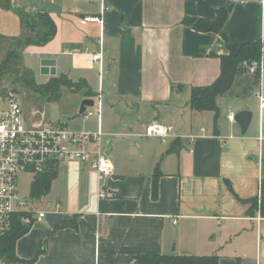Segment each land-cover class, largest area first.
<instances>
[{
  "label": "crops",
  "instance_id": "obj_1",
  "mask_svg": "<svg viewBox=\"0 0 264 264\" xmlns=\"http://www.w3.org/2000/svg\"><path fill=\"white\" fill-rule=\"evenodd\" d=\"M37 2L32 4L34 12H46L56 34L43 47L25 49L41 52V60H54V76L85 80L94 97L67 90L63 111L74 115L83 99L94 100L88 108L92 116L82 119L79 128L101 133L99 146L112 172L99 180L86 164H60L56 201L47 202L45 217L16 241V257L30 260L39 249L34 264H136L139 256L156 255L264 264V217L259 208L264 199V109L255 96L257 90L264 95V74L251 92L257 106L243 99L242 85L237 84L235 95L217 99L215 123L211 112L191 111V88L214 82L220 57L227 52L218 34L182 24L185 17L212 20L224 8L228 15L222 30L229 43L264 42V0ZM16 7L0 5L3 45L28 34ZM85 16H98L101 22L82 25ZM96 52L101 53L99 63L91 60ZM66 57L70 68L64 67ZM93 74H98V86L91 84ZM54 76H46L43 83ZM241 110L252 113L245 134L227 120L228 113ZM27 119L45 123L44 115ZM149 122L167 127L168 137L142 136ZM155 167L160 176L153 200ZM254 199L257 208L248 215V201ZM73 219L76 230L50 233Z\"/></svg>",
  "mask_w": 264,
  "mask_h": 264
},
{
  "label": "trees",
  "instance_id": "obj_2",
  "mask_svg": "<svg viewBox=\"0 0 264 264\" xmlns=\"http://www.w3.org/2000/svg\"><path fill=\"white\" fill-rule=\"evenodd\" d=\"M0 5L7 10L13 8L9 5L8 0H0ZM20 24L25 28L29 35L23 41L22 37L17 39V47H42L52 40L56 34V26L49 15L44 11H36L30 16L27 12L15 8ZM227 11L220 8L216 11L215 17L212 20L196 17H185L182 20L184 26L190 27L192 30L201 33H214L218 34L225 43L226 54L220 57V73L219 76L209 85L202 87H193L190 90L189 98L187 101L188 107L191 111L195 112H211L213 114L214 123L218 119V106L217 99L227 94L231 95L234 85H242L241 94L246 91L253 92L259 86L260 75L259 70L255 74L250 75V78L238 81L243 76L247 75L246 70L242 67L244 62L248 64H259L262 59V50L264 42H246L243 44L235 45L228 42L224 32L223 26L227 19ZM264 26V17H263ZM21 53V52H20ZM20 53L9 51L5 58L0 62V75L3 71L8 69L10 59L17 62V69L20 70L21 56ZM12 57V58H11ZM16 69V84L23 88L40 94L47 102H53L60 98L61 89L66 88L71 93H78L85 91V97H94V93L89 89L84 79H79L73 82L71 79L64 75L50 77V79L43 84H36L30 73L26 70ZM12 91H15L13 89ZM11 91V92H12ZM2 94H6V89H1ZM13 93V92H12ZM57 176V169H50L49 171L37 174L33 177L30 185V196L34 199H40L42 196L47 195L51 188V184ZM160 173L158 168L155 167L152 173L151 182V198H157L158 191V178ZM251 206L247 210V214H252L253 210L257 208V201L249 200ZM260 214L264 217V199L260 201ZM25 217L24 213L14 215L12 217L11 229L3 235H0V261L3 264H34L38 255L39 249L36 250L32 259L24 261L20 260L15 255L16 241L23 236L30 229L31 225H25L22 218ZM75 219L72 221H64L61 225L54 227L50 233L64 229L72 228L76 230ZM136 264H218L217 256H139L136 259Z\"/></svg>",
  "mask_w": 264,
  "mask_h": 264
},
{
  "label": "built area",
  "instance_id": "obj_3",
  "mask_svg": "<svg viewBox=\"0 0 264 264\" xmlns=\"http://www.w3.org/2000/svg\"><path fill=\"white\" fill-rule=\"evenodd\" d=\"M100 22L98 16H85L80 20L82 25ZM91 60L99 63L101 53L91 54ZM242 67L247 75L259 70L260 80L264 74L263 59L259 64L244 62ZM255 96L260 108L264 109V95L257 90ZM81 116L86 119L92 116V112L86 109ZM227 120L235 123L234 113H228ZM168 134L167 127L149 122L142 136L163 140ZM100 137L101 133L69 132L61 125L27 124L17 98L12 93H0V235L11 229L14 215L24 213L22 222L25 225H32L45 217L46 211L32 208L37 199L30 197L27 201L18 195L16 186L19 174L30 173L34 177L56 169L62 163L78 162L88 165L99 180L110 175L112 166L99 146ZM55 207L58 208V205ZM0 264L3 263L0 261Z\"/></svg>",
  "mask_w": 264,
  "mask_h": 264
},
{
  "label": "rangeland",
  "instance_id": "obj_4",
  "mask_svg": "<svg viewBox=\"0 0 264 264\" xmlns=\"http://www.w3.org/2000/svg\"><path fill=\"white\" fill-rule=\"evenodd\" d=\"M9 5L11 7L19 8L25 12H27L30 16L34 13L36 10V7H32V4L38 3L39 0H8ZM20 1V2H19ZM30 7V9H29ZM29 9V10H28ZM29 35V33L27 34ZM26 36H22V40ZM43 47V46H42ZM25 50V51H24ZM14 51L17 53H20L21 56V66L20 70H26L30 73L31 77L34 79L36 84H42L46 80V76H43L40 74V60L43 59L44 55L39 52L38 50H30L25 49L22 47H17V40L11 44H5L3 45V42H0V62L5 58L7 52ZM12 58V57H11ZM70 58L66 57L63 59L64 61V67L70 68L69 60ZM17 65L19 67V64L17 62ZM16 65V62H13V59H10V65L8 69L2 72L0 75V90L6 89L7 93H12L13 96H15L22 108L23 115L26 118L30 117L32 114L34 115L35 120H39L42 115H44L45 123L49 122L52 124L64 122L66 125V130L69 132H75V131H81V128H79L81 120L84 119L83 116H80L79 118L74 117L77 113L74 115H66L64 113L63 106H66L68 103V96L69 93L66 88L61 89V99H63V102L58 104V102H47L44 97L40 94H37L28 88H23L21 86H17L15 80H16V69L18 68ZM94 68V67H93ZM18 70V69H17ZM20 70H18L20 72ZM95 72V68L93 70ZM97 73V72H96ZM94 76V82H91L92 86H98V74H93ZM249 75H245L242 77L243 80L246 79ZM49 80V79H48ZM15 89V91H12ZM12 91V92H11ZM98 91V90H97ZM239 91L238 87L234 85L231 94L235 95ZM1 93V92H0ZM6 93V94H7ZM250 93V91H246L245 97L243 98L246 100L248 104H252L254 106H257V98L253 96V94ZM91 110V109H90ZM33 119V120H34ZM27 124L31 123L28 119L26 120ZM81 125H83L81 123ZM56 179V177H55ZM55 179L52 182L51 188L47 195L42 196V198L37 199L32 204V208L37 210H46V204L47 202H55L56 193H57V181ZM33 180V175L30 173H23L19 174L17 177V186L16 191L18 195L23 198V200H30V185ZM58 199V198H57Z\"/></svg>",
  "mask_w": 264,
  "mask_h": 264
},
{
  "label": "water",
  "instance_id": "obj_5",
  "mask_svg": "<svg viewBox=\"0 0 264 264\" xmlns=\"http://www.w3.org/2000/svg\"><path fill=\"white\" fill-rule=\"evenodd\" d=\"M56 62L54 60H48L44 59L40 61V74L45 76H54L56 73L55 69ZM94 106V100L93 99H83L80 103L78 113L76 117H80L81 114L84 113V111L88 108H92ZM252 117V113L248 110H241L235 113L234 115V121L237 124L240 133L245 134L247 131V128L250 124Z\"/></svg>",
  "mask_w": 264,
  "mask_h": 264
}]
</instances>
